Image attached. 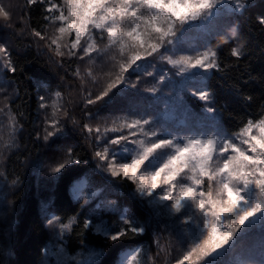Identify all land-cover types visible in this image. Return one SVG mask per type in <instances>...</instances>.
<instances>
[{"label": "snow or ice", "instance_id": "obj_1", "mask_svg": "<svg viewBox=\"0 0 264 264\" xmlns=\"http://www.w3.org/2000/svg\"><path fill=\"white\" fill-rule=\"evenodd\" d=\"M36 2L37 0H28L29 4ZM40 2L46 3L48 7L45 11L53 14L45 16L46 20L50 19L53 23L61 22L56 28L59 35L51 40V43L56 45L57 56L65 55L60 51L61 40H64V46L68 47V56H77L78 52H83L79 59L86 56L91 59L92 53L102 51L97 47L92 29L101 33V41L104 40L103 34H107L108 43L104 50L118 45L122 57L126 51L128 53L127 59L119 62L116 81L109 83L94 99H88V104L104 101L106 97L111 99L109 93L116 87L117 82L124 81L123 73L137 61L161 53L162 48L167 52L168 46L178 51L183 43L184 34L194 26L204 25L205 22L211 25L220 7L228 5V11L235 13H241L247 7V0H63L62 3L58 0H40ZM0 19L4 21L10 19V13L2 5ZM125 20L128 21V26H124ZM193 22H201V25H194ZM259 24L264 25V17L259 19ZM72 33L75 34V38L69 42L67 36ZM232 34L233 36L236 34L234 28ZM33 35L40 40L46 39L45 35L38 31H34ZM174 54L161 53V58L177 68L178 75L188 74L189 79L195 78L193 72L195 69L208 72L219 67L216 52L211 48L197 51L194 56L179 55L178 58H173ZM241 54L240 48H232L233 57L239 58ZM0 65L9 72L16 71L8 49L3 45H0ZM76 74L79 75V72ZM88 75L91 76L92 73L89 72ZM148 75L151 76L152 73ZM160 79L163 81L164 76ZM130 86L136 87L134 84ZM146 91L155 94L157 89L153 87ZM56 95L59 98L60 94ZM192 95L205 104L210 100L209 92L204 89L193 91ZM40 99L43 101L44 97ZM40 107L45 108L46 104L42 102ZM53 107L59 110L55 104ZM206 110L208 113L214 111L210 105ZM151 123L153 121L143 119L120 125V129L125 127L138 129L148 140L129 141L138 145V150H132L131 162L116 165L113 161H108L107 171L113 177L122 176L137 184L136 191L142 199L148 198L147 204L151 206L160 202L164 209H168L169 214L181 213L182 210L194 206L204 217L206 234L201 232L195 237L193 248L177 264H185L186 261L188 264H218L217 258L242 243L257 221L264 223V118L259 121L249 120L236 134L240 144L247 145L246 148L237 145L233 140L226 138L221 140L217 136L206 138L186 136L182 140L168 138L169 134L166 131L158 133L144 128ZM10 125L14 128L15 117H10ZM84 127L89 133L95 131L98 134L97 139L100 138L99 127L95 129L88 125ZM120 129L114 127L105 131ZM60 130L59 121L52 119L45 129V141ZM131 135L135 136L136 132H132ZM121 140H127V137L120 136L111 139L109 143L118 145ZM108 155L107 147L102 152L95 153L100 161L108 160ZM68 156L71 157L70 151ZM71 162L73 161L69 159L59 163L51 171L59 173ZM100 166L103 167V164ZM185 170L191 175L182 176ZM184 179L191 181V184L183 183ZM161 182L167 187L161 192H156ZM168 201H171L170 205L165 203ZM122 219L127 227L116 233H111L100 225H95V230L112 241L119 240L127 232L139 234L144 231L143 227L136 226L132 219L127 217ZM191 219L189 216L184 223ZM58 220L59 218L54 216L49 218L47 223L54 226ZM73 223L75 217L69 223L61 224V231L70 230ZM92 226L90 220H85V229ZM137 255H132L128 264H139ZM242 264L249 262L243 261Z\"/></svg>", "mask_w": 264, "mask_h": 264}, {"label": "trees", "instance_id": "obj_2", "mask_svg": "<svg viewBox=\"0 0 264 264\" xmlns=\"http://www.w3.org/2000/svg\"><path fill=\"white\" fill-rule=\"evenodd\" d=\"M19 4L20 19L16 28L22 30L21 36L6 32L14 46L9 54L16 71L12 73L6 69L1 73L8 88L6 107L15 117L19 133L10 152L2 156L4 178L11 186L7 196L11 215L3 228L8 234L3 237L0 264L42 263L51 235L45 221L48 212L62 223L73 217L77 219L66 237L68 253L73 254L87 246L99 251L100 256L94 263L86 264H117L124 250L150 243V230L139 234L127 232L119 240L112 241L93 232L91 227L85 229V220L91 219L94 223L105 221L118 230L122 226L120 210L126 209L129 217L135 219V225L147 222V210L132 197L134 186L131 181L122 177L108 179L97 170L93 150L95 142L86 134L80 111V119L76 123L78 127H74L70 119L62 124L63 132L60 133V130L47 141L43 138L40 98H47L54 91L62 95L66 93L61 80L70 78L68 82L74 84L71 77L75 73L74 62H68L66 74L63 75L61 70L56 72L40 41L32 36L34 31L42 33L47 25L46 4L40 1L29 4L27 0H20ZM261 17H264V0H247L245 10L225 17L224 30L213 34L208 41L209 47L216 52L219 67L209 71L201 87L209 92L208 103L217 114L219 129L227 135L239 133L249 120L264 118V25L259 24ZM233 28L236 30L234 36ZM237 47L242 53L239 58L231 55L232 48ZM133 78L138 79L140 90L153 82L148 75V83H142L145 79L141 72L128 76V79ZM118 91L110 92L112 101L105 98L91 107L116 115L132 109V102V107L145 111L147 101L143 95L136 93L135 87L126 90L125 99L116 98ZM182 96L193 111L205 107L204 102L189 93H182ZM44 112L48 113L49 109ZM69 151L71 157L68 156ZM69 159L73 162L67 163L61 172L51 171L54 166ZM84 176H88L93 189H101V197L114 203L118 212L101 209L96 214L91 208L94 202L84 204V198L76 200L72 196L73 184ZM44 205L48 208L46 213ZM260 235H264V230L256 227L249 231L246 239L258 241Z\"/></svg>", "mask_w": 264, "mask_h": 264}, {"label": "rangeland", "instance_id": "obj_3", "mask_svg": "<svg viewBox=\"0 0 264 264\" xmlns=\"http://www.w3.org/2000/svg\"><path fill=\"white\" fill-rule=\"evenodd\" d=\"M58 2L62 3L63 0H58ZM19 3L20 0H0V5H2L10 13V19L8 21L0 19V45L5 46L8 49V52L14 46L6 32L15 34L18 37L21 36L22 30L16 28V24L20 19ZM47 7L48 5L46 4V8ZM228 7V5L220 7V11L211 25H207L206 22L204 25H201V22H193L194 25L201 26H194L184 34L183 43L178 51L173 49L172 46H168V51L165 52L162 48L161 53H164L165 55H173V53H175L173 58H178L179 55L194 56L197 51H204L207 48H210L208 44L209 38L213 34L224 30L222 29L224 19L232 13L228 11ZM55 14L58 15L59 13ZM65 14H67L66 8ZM51 15L53 14L48 13V16ZM60 23V21L53 23L50 19L47 20V25L41 33L45 35V40H40L32 34L36 40L40 41L42 50L45 51L46 57L54 63L57 73L58 70H61L63 75L66 74L68 68L65 67L70 61L74 62L75 69V73L73 72L74 75L71 76L75 81L74 84L71 85L68 82V79L70 78L61 80L66 90L65 94L62 95L60 92L54 91L51 96H48L47 98L44 97V100L41 101V103L43 102L46 104L45 108H41L42 112L40 116V126L41 129L43 128V138L45 136V129L52 119H57L59 121L60 129L62 124L65 121L67 123L70 119L72 120L70 123H74V127H78L76 123L79 122L78 119L80 118H83L84 126L88 125L93 129L99 127L101 129L99 139H97L98 134L95 131L89 133L86 128L85 131L87 136L95 142L93 150L97 170L108 179L115 178L109 171H107L108 161H113L116 165L124 162L130 163L133 154L132 150H138V145L136 143H130L129 141L148 140V138L145 137L138 129H128L126 127L120 129V125L124 122L148 119L153 121V123L145 125L144 128L146 130H155L158 133L166 131L169 134L168 138H180L182 140L186 136H200L205 138L208 136H217V138L221 140L225 138L230 139L241 147H247V145L240 144V140L237 139L236 134L227 135L219 129L217 114L214 111L212 113H208L206 110L209 103L205 104V107H203L200 111H193L184 102L182 93H189L192 95L193 91L203 89L201 85L210 70L208 72H204L203 70L195 69L193 70L195 78L189 79L188 74H185L184 76L178 75V69L172 67L166 62V60L162 59L161 53H155L152 56H147L144 59L137 61L136 64H133L130 68H128L127 72L123 73L124 81L117 82L116 87L112 89L114 91L119 90L116 98L125 99L126 90L132 88L130 85H136V93L143 95L147 101L145 111L132 107V102L130 103L132 109L116 115L111 112L105 113L104 111L98 110V107H91V105L94 104H88V99H94L97 95L104 91L105 88H107L109 83L116 81V76L119 74V62L126 60L128 53L126 51L122 57L120 55L118 45L104 50L105 45L108 43L107 34H103L104 40L101 41V33L96 29H92L93 38L96 40L97 47L102 51L92 53L91 59L87 56L84 57V59H79V56H83V52H78L77 56H68V47L64 46L65 41L61 40L60 51L64 52L65 55L57 56L55 54L56 45L52 44L51 40L56 35H59V33L56 32V28L60 25ZM123 23L124 26H128L127 20ZM23 30L25 31V28ZM74 38V33L67 36V40L69 42ZM83 43L84 41H82V44ZM49 45H51V47H49ZM169 68L170 70L167 71L166 69ZM5 70L6 68H3L2 65H0V250L2 248L3 237H6L5 235L8 234L4 233V224L7 222V217L9 218L11 215L8 198V187L11 186L4 178V160L2 156L5 153L10 152L19 133V128L16 125V122L14 128L10 125V117L13 116L7 109L5 103L9 97V95H7L8 88H6L7 86L3 83L1 75V73ZM77 72H79V75L76 74ZM89 72L92 73L91 76L88 75ZM133 72H141L142 77L145 79L141 81L142 83H148L149 80H146L148 79V73H152V84H148L146 87H141L140 90V87H137V85H140L138 79H128V76H130ZM161 76H164L163 81L160 79ZM153 87L157 89L155 94L146 91V89ZM57 93L60 94L59 98L56 95ZM109 97L111 96L109 95ZM110 101H112V97L109 102ZM54 104L59 110H56L53 107ZM47 109H49V112L45 114L44 111ZM79 111L81 113L80 118L78 117ZM114 127L120 130L105 131V129H112ZM61 132H63L62 129L60 133ZM132 132H136V135H131ZM120 136L127 137V140H121L118 145L109 143L111 139ZM105 147L109 149L108 160L100 161L95 156V153L97 151L102 152ZM125 149H128L129 151L126 152ZM102 164L103 167L100 166ZM183 175H191V173L185 170V173H183L182 176ZM183 183L191 184V181L184 179ZM132 184L134 186L131 192L132 197L139 201L148 213L147 222H141L136 224V226L143 227L144 231L146 229L150 230L151 241L149 244H141L124 250L120 254L117 264H128L131 256L137 254L139 264H177V262L182 259L187 252L191 251L194 246L195 237L201 232L206 234V231L204 230V217L194 206H190L189 208L182 210L181 213L177 214H169L168 209H164L160 205V202H158L157 205L150 206L146 202L148 198L142 199L136 191L137 184ZM166 187L167 185H164L161 182L160 186L156 189V192H161L162 189ZM205 190H207L206 187ZM71 194L76 200L84 198V204L90 203L91 201L94 202V206L91 208L93 212H96V214L101 209L103 211H119L115 207L114 203L110 202L108 199L106 200L105 197H101V189H93L88 176L82 177L73 184ZM165 203L170 205L171 201ZM43 208L46 213V210L48 209L47 205H44ZM119 212L122 226H119L118 230H116L114 226L108 225L105 221L100 220L95 221L94 223L91 219L87 220L92 222L93 226L91 228L95 233H98L95 230V225L106 227L109 232L116 233L122 228L127 227L123 224V217H127L135 221L132 216L129 217V213L126 209H122ZM91 215L92 214L90 213V216ZM54 216L55 215L51 212H48V214L46 213V227L50 231L51 235L50 240L44 249L41 264L94 263L100 256L99 251L94 248L84 246L83 249H80L73 254L68 253L66 249V237L70 230L61 231L60 225L69 223L72 218H70L66 223H62L58 220L54 226H49L47 221L49 218ZM189 216H191L192 219L188 223H184ZM209 219H211V217H209ZM76 221L77 219L75 218V223ZM75 223H73L71 227ZM226 227L227 225H225V228ZM256 227H259L260 230H264V223L257 221V223L252 226L250 230ZM100 234L103 235L102 233ZM260 236L261 237H258L260 239L258 241L255 240L254 242H251V238H247L242 243L237 244L230 252L226 254L222 253L217 258L218 264H242L243 261H248L249 264H262V261H264V235ZM185 264H188V262L186 261Z\"/></svg>", "mask_w": 264, "mask_h": 264}]
</instances>
